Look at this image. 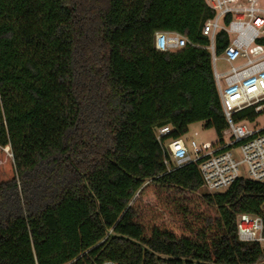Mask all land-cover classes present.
<instances>
[{
    "label": "trees",
    "instance_id": "1",
    "mask_svg": "<svg viewBox=\"0 0 264 264\" xmlns=\"http://www.w3.org/2000/svg\"><path fill=\"white\" fill-rule=\"evenodd\" d=\"M211 16L204 0H0V264H264L235 231L264 183L209 194L196 164L167 172L154 134L222 142ZM157 32L188 44L158 52Z\"/></svg>",
    "mask_w": 264,
    "mask_h": 264
},
{
    "label": "built area",
    "instance_id": "2",
    "mask_svg": "<svg viewBox=\"0 0 264 264\" xmlns=\"http://www.w3.org/2000/svg\"><path fill=\"white\" fill-rule=\"evenodd\" d=\"M204 2L212 16L204 22L201 33L209 40L205 49L210 52L229 141L214 150L209 143L197 146L190 140L188 148L182 138L164 140L171 131L168 126L156 129L154 134L169 156V160L164 161L167 172L196 164L203 189L216 194L225 192L236 180L243 178L240 168L246 172L245 180L264 183V128L256 129L247 120L234 119L236 114L248 109L264 112V0ZM219 33L225 34L227 45L217 55L215 38ZM187 44V40L176 33L157 32L153 38L154 49L162 53L175 52ZM218 62L225 63L227 70L218 72L215 67ZM235 231L240 243H254L264 250V203L257 214L237 215ZM100 264L116 263L104 261Z\"/></svg>",
    "mask_w": 264,
    "mask_h": 264
},
{
    "label": "rangeland",
    "instance_id": "3",
    "mask_svg": "<svg viewBox=\"0 0 264 264\" xmlns=\"http://www.w3.org/2000/svg\"><path fill=\"white\" fill-rule=\"evenodd\" d=\"M216 70L218 72H223L227 70V65L223 62H218L216 64ZM253 125L256 126V129H262L264 128V113H260L259 116L255 119L253 122ZM196 134V136H194ZM186 146L189 148V142L190 140L195 141L197 146H200L203 143H209L213 147L217 146V144L220 142L219 138L215 134V132L212 129H203L202 125L200 124H193L189 126L187 134L182 138ZM221 140L227 143L229 141L228 132L224 131L221 136ZM233 158L236 159L235 152H233ZM171 167H174V164L172 163ZM240 175L243 178H246V172L242 168H240Z\"/></svg>",
    "mask_w": 264,
    "mask_h": 264
},
{
    "label": "crops",
    "instance_id": "4",
    "mask_svg": "<svg viewBox=\"0 0 264 264\" xmlns=\"http://www.w3.org/2000/svg\"><path fill=\"white\" fill-rule=\"evenodd\" d=\"M223 143H224V141H222L221 143L219 142V143L217 144V146L214 147V150L219 149L220 145H222Z\"/></svg>",
    "mask_w": 264,
    "mask_h": 264
}]
</instances>
